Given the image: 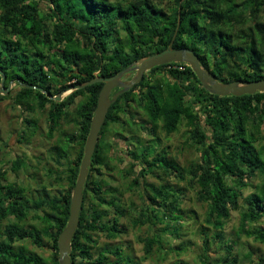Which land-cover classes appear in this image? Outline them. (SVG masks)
Listing matches in <instances>:
<instances>
[{"label":"trees","instance_id":"1","mask_svg":"<svg viewBox=\"0 0 264 264\" xmlns=\"http://www.w3.org/2000/svg\"><path fill=\"white\" fill-rule=\"evenodd\" d=\"M175 34L173 48L193 50L219 82L264 79V0H0V71L6 76L5 88L12 82L20 87L13 96L15 103L26 111L46 112L52 137L80 99L74 119L77 132L67 140V147L78 146L77 156L72 160L71 151L60 150L53 158L59 170H48L59 180L56 193L43 187V195L31 201L25 187L7 183L8 168L0 171V226L10 217L17 220L5 225L0 234V264H59L58 240L69 220L103 83L73 91L61 102L53 98L96 77L117 75L142 58L165 51ZM1 80L0 75V92ZM7 98L11 96L0 93V101ZM134 108L144 112L142 121H137ZM124 116L135 125L129 131ZM183 122L188 127L189 145H195L200 154L187 168L166 149L155 148L160 127L169 136ZM108 132L127 142L124 150L132 161L127 171L132 177L129 188L137 190L143 201L135 224L163 225L161 232L179 237L186 215L196 214L183 208L188 190H195L196 200L207 206L205 223L210 232L203 241L200 264L240 262L233 240L225 234L232 212L241 214L238 238L264 243V227L255 226L264 222V92L220 97L205 90L189 65L170 63L146 72L109 109L83 191L72 264L131 261L119 246L99 249L95 238L96 233L108 239L126 233L120 219L127 208L122 207L116 188L105 190L104 175L113 169L107 155L111 146L105 142ZM143 134L150 139L146 141ZM22 165L17 159L10 169L16 173ZM148 175L158 176L163 184H149ZM258 177L261 183L254 185ZM168 178L175 183L167 182ZM251 188L254 191L245 196V190ZM32 210L37 212L41 229L22 225ZM161 239L155 233L142 240L146 258L155 246L163 249ZM26 241L48 248L50 256L18 245ZM211 246L226 254L218 251L214 253L218 258L212 260Z\"/></svg>","mask_w":264,"mask_h":264},{"label":"rangeland","instance_id":"2","mask_svg":"<svg viewBox=\"0 0 264 264\" xmlns=\"http://www.w3.org/2000/svg\"><path fill=\"white\" fill-rule=\"evenodd\" d=\"M132 75L126 79H129ZM19 91L20 87L15 82L10 83V90L6 96L10 95L11 98L0 101V171L8 168L7 183H18L25 187L26 197L33 201L43 195V187L52 193H56L59 189V180L56 175L50 176L48 173L49 169L59 170L53 162V158L58 155V151H71L72 160L77 156L78 146L72 144L76 149L67 147V140L70 134L77 132L74 119L77 118L76 109L80 99L76 101V106L70 110L69 116L62 120L61 128L52 137H49L47 113L41 110L26 111L25 106L17 105L13 96ZM70 92L60 94L62 99L68 96ZM135 111L139 114L137 121H142L144 112L134 108ZM122 119L128 120L129 128L127 127V131L135 127L133 120L128 119L126 116ZM114 127L121 131L119 125ZM127 136L129 143L133 144L132 139H130L131 135ZM143 138L147 141L150 136L143 134ZM155 139L160 142L155 144L156 151L166 149L169 155L175 158L184 168L199 160L200 154L196 146L189 145L188 127L185 122L180 125L177 132L169 136L160 127L157 130ZM105 142H108L111 146L107 151V155L110 156L111 166L113 167L112 172L109 173L110 175H104L107 182L105 190L109 186L116 188L117 196L121 197L122 200V207L127 208L128 212L125 217L120 219V227L125 229L126 233L116 239H108L103 234L96 233L95 238L98 241V248L121 247L124 255L131 260L129 264H200L199 256L203 250V241L205 235L210 234V232L206 230L207 224L205 223L207 206L196 200L195 190H188V197L183 204V208L187 212L193 211L196 214L186 215L179 237L171 233L164 234L161 232L160 229L163 225L151 228L149 225L135 224L134 219L142 209L143 201L137 190L129 188L132 177L127 173L131 169L130 159L124 150L127 142L115 137L112 132L106 134ZM17 159L22 161L24 165L15 173L10 169V165L12 161ZM159 174L164 177L162 173ZM146 180L149 184L155 186H160L164 181L154 175H148ZM167 182L175 183L169 178ZM253 182L254 185H257L261 183V178L258 177ZM181 186H185V183H181ZM66 188L65 186L64 190ZM252 191H254L252 188L245 190V196ZM36 215L37 212L32 210L22 225L27 228L41 229L43 225L36 219ZM240 218V212H232V217L225 228L227 238L232 239V243L235 244V254L239 256L240 261L238 264H264V243H260L253 238L242 237L240 239L236 236ZM10 221L16 222L17 220L10 217L9 220L4 221L0 226V234ZM255 226L263 228L264 222H259ZM155 233L162 236L163 249L155 246L154 253L146 258L142 240L155 237ZM18 245H22L27 250L40 254L45 258L50 256L48 248L36 247L29 241L18 243ZM211 248L214 256L212 260H216L218 256L214 253L219 250L216 246H211ZM219 252L226 254L225 250ZM246 254L251 259L246 257Z\"/></svg>","mask_w":264,"mask_h":264},{"label":"water","instance_id":"3","mask_svg":"<svg viewBox=\"0 0 264 264\" xmlns=\"http://www.w3.org/2000/svg\"><path fill=\"white\" fill-rule=\"evenodd\" d=\"M176 34L170 46L165 51L144 57L134 64L130 65L128 68L124 69L117 75L107 78L96 77L91 81L77 85L68 90L71 91L70 93H72L73 91L86 88L96 83H103V88L99 94L97 107L91 121L90 132L84 146V156L81 161L78 179L71 199L69 220L67 226L61 233L58 240L59 264H72V242L80 222V214L84 201L83 191L89 175V168L92 165V158L99 141L100 132L106 120L109 109L122 94L128 92L138 83H140L146 72L155 67L167 65L170 63H185L189 65L193 72L196 74L198 80L205 88V90H207L211 94L220 97H241L245 95H255L257 93L264 92V79L254 82L237 81L229 84L219 82L215 76H213L202 66L200 58L193 50L188 48H173ZM134 72L135 76L131 80H123L124 78L129 77ZM0 75L2 76V90L0 93L7 95L8 91L10 90V86L5 88L6 76L2 73V71H0ZM28 87L31 89L36 88L34 86ZM37 89L40 91H44L43 88ZM115 89L119 90L111 97V93ZM53 99H55L57 102H61L63 100L61 95L54 97Z\"/></svg>","mask_w":264,"mask_h":264},{"label":"flooded vegetation","instance_id":"4","mask_svg":"<svg viewBox=\"0 0 264 264\" xmlns=\"http://www.w3.org/2000/svg\"><path fill=\"white\" fill-rule=\"evenodd\" d=\"M133 75L129 78V79H126V78H124L123 80H125V81H129V80H131L134 76H135V72L134 73H132ZM10 86V85H9ZM118 90L119 89H115V90H113L112 91V93H111V97L116 93V92H118ZM133 148V147H132ZM132 161L130 160V163H131Z\"/></svg>","mask_w":264,"mask_h":264}]
</instances>
